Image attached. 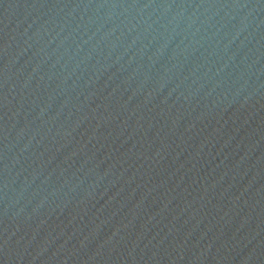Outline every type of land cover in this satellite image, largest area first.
Instances as JSON below:
<instances>
[{"label": "water", "instance_id": "1", "mask_svg": "<svg viewBox=\"0 0 264 264\" xmlns=\"http://www.w3.org/2000/svg\"><path fill=\"white\" fill-rule=\"evenodd\" d=\"M264 228V0H0V264H221Z\"/></svg>", "mask_w": 264, "mask_h": 264}]
</instances>
